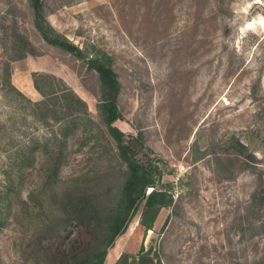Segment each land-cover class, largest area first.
Listing matches in <instances>:
<instances>
[{"label":"rangeland","instance_id":"rangeland-1","mask_svg":"<svg viewBox=\"0 0 264 264\" xmlns=\"http://www.w3.org/2000/svg\"><path fill=\"white\" fill-rule=\"evenodd\" d=\"M257 5L264 0H43L57 31L88 56H109L120 82L114 123L125 139L140 136L129 153L158 163L161 183H170L173 204L161 207L152 228L139 224L138 209L106 245V211L118 204L127 166L97 107L98 73L41 37L28 0H0V264H34L31 233L49 214L60 229L40 239L60 258L104 250L102 264L122 253L129 264L142 256L158 264H264V12ZM18 36L29 44L12 59ZM6 70L33 101L42 95L32 72L56 75L84 99L92 123L68 126L63 136L4 85ZM236 140L249 144L247 160ZM70 194L102 211L92 229L54 211Z\"/></svg>","mask_w":264,"mask_h":264},{"label":"trees","instance_id":"trees-1","mask_svg":"<svg viewBox=\"0 0 264 264\" xmlns=\"http://www.w3.org/2000/svg\"><path fill=\"white\" fill-rule=\"evenodd\" d=\"M31 9L33 24L41 37L54 46L63 48L74 53L77 57L86 59L89 67L93 68L99 76L101 98L97 104L98 110L101 113L102 121L109 135L116 141L118 153L127 166V172L124 176L123 184L117 196L116 208L110 215L107 209L105 220H109L108 230L109 237L106 245L113 244L116 236L123 233L132 219L133 215L140 209L139 224L145 229L152 228L161 207L172 205L173 196L169 191L170 183H161V169L158 163L152 159L139 160L134 155L130 154L132 147L136 145V141L140 136H130L125 139V134L114 121L120 118V112L117 106V94L119 91V80L114 71L109 56L105 52L97 51L96 54L88 56L82 48L70 41L64 34L57 31L46 19L43 9V0H28ZM264 12V7L257 5ZM257 40L263 39L262 35H255ZM14 53L12 59H17L21 56V44H29L23 36H18L12 39ZM24 48V47H23ZM29 52V49L26 51ZM31 52V51H30ZM33 85L41 93L42 98L39 100H31L24 96L21 90L14 86L10 80V71L4 72V85L9 89H13L16 95H20L30 104V109L36 114L37 118L45 123L48 120L56 122L62 135H66L68 126H76L78 123L88 125L92 123L86 102L76 92L68 86L62 79L52 73L43 71H33ZM54 139H58L56 134H53ZM23 148V144L20 149ZM235 152L238 156L245 160L251 156L248 153L249 144L236 140L234 142ZM19 158H23L22 156ZM160 184L161 186H156ZM124 203L125 207L120 209L119 203ZM133 204V205H132ZM61 208L54 205V211L62 210L68 215V218H76L79 222L85 224H93L92 229L99 219L103 218L102 211L97 213L93 206V201L88 196L82 194L68 195L63 199ZM56 218L51 214L41 221V232L32 231L31 233V250L30 256L34 264H102L105 251L102 250L96 257L86 254L82 259L77 260L73 256L71 259L60 258L50 246H45L41 242V237L56 235L60 229L55 221ZM68 220V219H67ZM67 220L63 222V226ZM45 233H42V231ZM131 256V255H130ZM134 260V256H132ZM120 261L124 264L129 261L128 254H121ZM119 261V262H120ZM118 261L115 264H120ZM130 262V261H129ZM136 264H158L154 263L150 257H141Z\"/></svg>","mask_w":264,"mask_h":264},{"label":"crops","instance_id":"crops-1","mask_svg":"<svg viewBox=\"0 0 264 264\" xmlns=\"http://www.w3.org/2000/svg\"><path fill=\"white\" fill-rule=\"evenodd\" d=\"M115 262H116V261H115ZM115 262H114V263H115Z\"/></svg>","mask_w":264,"mask_h":264}]
</instances>
